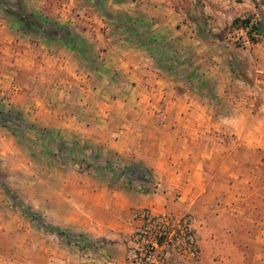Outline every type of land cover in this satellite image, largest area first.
Here are the masks:
<instances>
[{"label": "rangeland", "instance_id": "374dc122", "mask_svg": "<svg viewBox=\"0 0 264 264\" xmlns=\"http://www.w3.org/2000/svg\"><path fill=\"white\" fill-rule=\"evenodd\" d=\"M2 1L28 18H39L47 24L65 27L85 53L83 57L81 51L77 53L65 47L73 57L68 58L66 65L70 63L71 69L76 67L82 75L85 74L84 81L80 76L74 78L70 75L69 68L64 72L47 70L41 73L44 80L39 86L41 95L47 86L55 84L58 87L54 96L60 101L75 103L82 96V100L89 102L95 110L99 102L106 106L114 102L107 114L110 118L108 127L113 132L121 130L132 135L136 125L124 123V126L122 120L145 114V110L135 104L143 93L131 89V84L136 82L123 71L119 58L135 51L129 38L131 25L122 19V14L136 19L133 35L142 42L140 49L150 50L153 58L150 65L164 72L171 92L183 94L190 102L191 109L186 110V118L190 121L175 127L187 135V146H192L189 135L199 127L197 131L201 132L199 141L203 151V155L196 159L186 156L187 172L179 185L173 177L168 182L163 181L146 167L135 168L134 176L132 170L119 169L117 173L115 165L124 166V160L129 161L130 156L108 154L97 164V157L75 155L67 151L71 144L67 147L57 139H61L59 131L43 130L37 122L20 120L16 117V109L8 112L0 102V151L6 147L5 153L0 152V215L5 217L9 213L11 216L10 244L13 247L22 245L19 231H27L26 250L17 247L16 252L7 253L10 258L18 261L30 256L39 260L33 254L34 245L43 238L49 242V232L54 230L48 225L59 229L41 210L40 199L55 193L59 196L58 203L63 204L61 199L65 196L77 199V191L81 189L86 196L92 186L103 183L105 190L109 191L104 200L105 208L115 211L118 206L109 204L113 199L110 194L123 191L120 181L117 183L116 176H119L126 182L137 177L136 181L138 179L141 184L137 188L138 192L141 191L140 197L153 191L160 200L164 198L160 213L188 218L194 245L181 256L173 253L172 262L175 264H231L230 242L237 244L243 264H253L258 257L264 262V240L257 239L258 229L264 230V0ZM247 16L259 23L261 32L253 34L252 41L244 30L229 27L232 18ZM3 22L19 43L16 46L25 41L45 42L35 30L22 29L12 21L0 5V23ZM153 24L156 25L151 28ZM147 39L151 44L146 46ZM55 42L44 43L47 52L57 53L64 46ZM88 59L92 60L90 66L86 62ZM172 60L184 63L188 68L174 69ZM140 62L148 63L145 59ZM190 69L194 71L192 80L184 76ZM5 71L0 68V100L5 97L1 94L5 91L4 84L18 83L24 78L19 74L4 77L1 73ZM66 90L70 93L67 94ZM121 101L125 105L122 106ZM199 121L201 125L197 124ZM143 128L146 132L147 128L151 130V126L144 125ZM242 134L248 140H242ZM77 147L82 150L81 145ZM222 162L230 165L229 170H218ZM89 163L99 166L102 171L88 173L89 184H86L82 176H87L84 170ZM189 164H195L192 170ZM227 183L232 188L230 193L224 189ZM232 193L235 200L229 202ZM96 199L91 194L89 201ZM142 201L140 198L137 205ZM131 203H127L124 215H121L129 217L125 222L121 218L126 230L108 229L103 237H92L80 231L59 235L74 243L73 248L90 259L106 243L124 241L126 246L132 247L133 243L128 241L129 233L138 224L136 214L146 208H135ZM117 233L119 236L115 235Z\"/></svg>", "mask_w": 264, "mask_h": 264}, {"label": "crops", "instance_id": "0c3cea01", "mask_svg": "<svg viewBox=\"0 0 264 264\" xmlns=\"http://www.w3.org/2000/svg\"><path fill=\"white\" fill-rule=\"evenodd\" d=\"M155 25L153 24L151 28ZM129 38L135 51L129 55H122L119 60L121 64L123 63V71L132 77V81L136 82L134 85L131 84V89L143 93V96L137 99L136 107L140 106V109L145 110V114H137L134 119L123 118L122 120L124 126V123L136 125V131L133 135L121 130L113 132L108 127L110 118L107 117V114L113 108L114 102L107 106L99 102L96 104L97 110H95L94 107H90L89 102L82 100V96L81 100L79 99L75 103L68 100L67 102L66 100L60 101V99H57L58 97L54 96L57 91L56 87H58L55 84H52L55 87L47 86V91L45 89L43 95H41L42 88L39 86L43 85L44 80L41 73L44 71L64 72L69 68V74L73 75L74 78L80 76L82 81L85 80L84 76L86 75H82L76 67L71 69L70 63L68 66L66 65L68 58L72 57V53L65 46H61L57 53L47 52L44 43H56L54 40L45 41L44 43L25 41L16 46L19 43L9 34L8 26L4 22L0 23V68L6 71L1 74L10 78L19 74L24 76V80L21 78L22 80L20 79L18 83L13 81V83L7 82V84H4L5 91L3 90L1 94H5V97L0 100V102H3L1 107H5L8 112L16 109L15 114L18 119L22 120L21 118H23V120L37 122L43 130L52 131L55 129L59 131L61 139L60 137L57 139L67 147L71 144L67 151L70 150L75 155L81 154L84 158L97 157V164H100V160L108 154L117 157L130 156L128 162L124 160V166L115 165L118 168V170L116 168L117 173L119 169L132 170L134 176L133 171L136 170L135 168L146 167L162 178L163 181L168 182L170 177H173L179 185L183 175L187 172L184 164L186 156H194L196 159L198 156L203 155L199 141L201 140V132L197 131L199 127H195L193 134L189 135L192 146H187V135L183 130L176 128L175 125L183 124L186 120L190 121L189 118H186V110L191 109L190 102H187L183 94L171 92L172 90H170L164 77V72L158 70L154 65H150L153 58L150 56L149 51L140 49L141 46L139 45L142 42L139 37L129 33ZM141 59L147 60L148 63L140 62ZM26 78H29V80L26 81ZM67 90L66 92L69 94L70 92L68 93ZM61 98L66 97L62 96ZM120 103L121 105L124 104L122 101ZM74 104H78V106ZM26 110L29 111V114L26 113ZM77 111L81 113L79 114ZM96 114L97 116H95ZM21 122L24 123L25 121ZM197 124L201 125L202 123L199 121ZM144 125L151 126V130L147 128L148 132H146V128H143ZM247 134L249 133L247 132ZM241 138L242 140H248V137L244 134ZM77 145H81L82 150ZM95 148H97V153ZM5 151L6 147H3L0 152L5 153ZM75 165L78 168L82 167ZM194 165L189 164L190 170L194 168ZM218 167L220 171H227L230 165L222 162ZM99 169V166L94 167L92 163H89L88 168L84 170L87 176H82V180L89 184L88 175L90 172H98ZM100 171L102 170L100 169ZM116 177L117 183L120 181L119 184L122 185L123 191H113L110 194L113 199L109 204L118 206L115 211L105 208L104 200L109 191L105 190L106 186L103 183L102 185L92 186L91 191L86 196L83 194V189L77 191L79 195V197H76L77 199H73L72 196H65V199H61L63 204L58 203V195L55 196V193H51L47 198L40 199L42 202L40 208L47 215L51 224L58 226L64 232V235H69L67 233L72 231H80L91 234L92 237H103L108 229H117V232L126 230L124 222L125 218L129 220V217L124 218L121 215H124L123 209L127 203L132 202L135 208H146L152 214H161L159 207L163 206L161 202L164 198L160 200L153 191L147 193L146 197L145 195L140 197L139 192L141 191L138 192L137 188L141 184L139 185L138 179L136 181L137 177L135 179L129 178V182L121 180L119 176ZM134 182H137V184ZM230 186L228 183L224 185V189L229 193L232 191ZM91 194L93 199H98L90 202ZM140 198L143 201L137 205L136 202ZM229 198V202H233L235 194L232 193ZM96 213H98V216H96ZM10 217L9 213L5 217L0 215V264H125L126 243L124 241L106 243L105 246L94 252V258L90 259L81 252L78 253L72 244L66 238H62L56 231L49 232L51 235L49 242L43 238L34 245L33 254L39 257V260L30 256L23 260H13L7 253L10 251L16 252L20 248L23 251L26 250L27 247L24 241L27 231H19L18 235L22 236V245L13 247L10 244V236L12 235ZM121 218L122 221L124 220L123 224ZM258 231L257 236H259L257 239L263 241L264 230L259 228ZM40 232H42L41 229ZM115 235L119 236L118 233ZM229 246L232 249L231 264H243L242 254L239 252L237 244L230 242ZM28 253L30 252L28 251ZM182 254L183 252H178V256ZM177 264L182 263L178 262ZM253 264H264V262L258 257Z\"/></svg>", "mask_w": 264, "mask_h": 264}, {"label": "trees", "instance_id": "16d2710c", "mask_svg": "<svg viewBox=\"0 0 264 264\" xmlns=\"http://www.w3.org/2000/svg\"><path fill=\"white\" fill-rule=\"evenodd\" d=\"M0 5L12 17V21L18 23L22 29L35 30L41 35L43 40L52 41L53 39L61 42L65 47H69L77 53L81 51V55L85 57L81 44L74 41L72 35L65 27L47 24L39 18H28L5 5L2 0H0ZM122 19L128 21L131 25V33L135 34L136 19L126 13L122 14ZM116 24L120 25V23ZM197 26L198 28L201 27L200 24ZM229 27L244 30L251 41L254 40L253 34L261 33L259 23L251 21L248 16L232 18ZM146 43V46L151 44L150 39H147ZM147 51L150 50L147 49ZM86 62L89 66L92 64L90 59ZM171 63L174 69L183 68L186 70L188 68L184 63H177L174 60ZM193 72L192 69L186 71V73L184 72L185 78L192 80ZM136 215L138 224L133 226L132 231L129 233L128 241L132 242L133 246H126L125 264H171L173 263V253L184 252L194 245L193 231L188 218L184 217V215L174 217L165 213L152 214L146 209H142ZM29 217L31 218V216ZM48 228L58 234L63 233L60 229L51 225H48ZM70 244L73 245L74 243L70 242Z\"/></svg>", "mask_w": 264, "mask_h": 264}]
</instances>
